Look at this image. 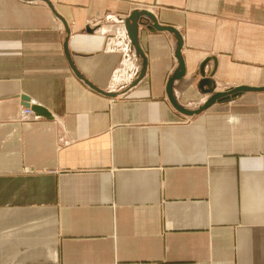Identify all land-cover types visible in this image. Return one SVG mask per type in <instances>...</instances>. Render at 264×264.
Here are the masks:
<instances>
[{
	"label": "crops",
	"instance_id": "1",
	"mask_svg": "<svg viewBox=\"0 0 264 264\" xmlns=\"http://www.w3.org/2000/svg\"><path fill=\"white\" fill-rule=\"evenodd\" d=\"M135 9L264 86V0H0V264H264V90Z\"/></svg>",
	"mask_w": 264,
	"mask_h": 264
},
{
	"label": "water",
	"instance_id": "2",
	"mask_svg": "<svg viewBox=\"0 0 264 264\" xmlns=\"http://www.w3.org/2000/svg\"><path fill=\"white\" fill-rule=\"evenodd\" d=\"M143 16L150 18L151 22L150 23L144 22V20L142 18ZM139 25H144V26H146L147 29H149L151 31L169 30V31L176 33V31L174 30V28L172 26H163V25L158 24L154 15L151 12H149L148 10H136V9L133 10L124 19V27L127 31V34H128V37L130 38L131 43L135 46L136 50L139 52V54L141 56H143L144 54H143L141 47L139 45V42H138ZM181 45H182L181 38L177 34V46H176L174 54H175V58H176L177 63H178V68H177L176 72H174L168 78L167 85H166L167 95H168L169 99L171 100L173 106L176 109H178L179 111L190 115V114L200 112L204 108L208 107V105L213 103L215 100H219V101L224 100V99L228 100L229 98L235 97V96L239 95L240 93H242L243 91H247V90H264V86H262V87L237 86V87H234V88L222 91V92H215L214 94H212L210 96V98L202 106H199L197 109L190 110V109H186V108L180 106L175 101L174 97L172 96V83L174 80L180 78L184 74V63H183L182 56L180 54ZM143 66H144V62H143Z\"/></svg>",
	"mask_w": 264,
	"mask_h": 264
},
{
	"label": "built area",
	"instance_id": "3",
	"mask_svg": "<svg viewBox=\"0 0 264 264\" xmlns=\"http://www.w3.org/2000/svg\"><path fill=\"white\" fill-rule=\"evenodd\" d=\"M21 113H30V109L26 108V109H22ZM35 118H37V116H35Z\"/></svg>",
	"mask_w": 264,
	"mask_h": 264
}]
</instances>
